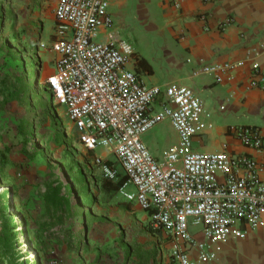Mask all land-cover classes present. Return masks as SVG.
I'll return each instance as SVG.
<instances>
[{"label":"built area","instance_id":"obj_1","mask_svg":"<svg viewBox=\"0 0 264 264\" xmlns=\"http://www.w3.org/2000/svg\"><path fill=\"white\" fill-rule=\"evenodd\" d=\"M113 23L108 0L55 1L50 49L56 59L45 82L47 90L52 102L65 109L85 150H105L115 157L127 178L118 196L145 212L153 229L177 241L172 250L175 261L194 264L185 245L198 251L199 263L207 264L216 258L213 246L231 236L243 237L244 227L255 231L262 225L264 163L248 155L195 150L203 102L188 87L145 86L126 67L133 56L128 45L112 35L107 44L97 41L99 31L111 30ZM232 24L227 19L219 28ZM233 69L230 63L205 65L195 75L214 76L220 83ZM249 87L264 92V71L251 70ZM161 99V110L152 113ZM165 121L179 143L159 162L141 138ZM231 133L242 146L264 150L258 129L235 127ZM98 163L104 179H119L115 165L102 158ZM192 227L201 229L204 242L195 239Z\"/></svg>","mask_w":264,"mask_h":264},{"label":"rangeland","instance_id":"obj_2","mask_svg":"<svg viewBox=\"0 0 264 264\" xmlns=\"http://www.w3.org/2000/svg\"><path fill=\"white\" fill-rule=\"evenodd\" d=\"M55 1L0 0V154L6 158L0 195L14 191L11 214L21 221L18 239L23 233L31 245L19 231L22 223L40 250L37 261L27 262L28 248L19 239L15 254L21 259L16 264H137L138 259L129 260V251L144 256L151 250L166 264H175V239L164 238L143 212L118 195L107 201L100 192L96 181L102 179V152L85 150L65 109L52 102L45 82L56 59L50 49ZM6 48L17 54L16 61L5 58L1 49ZM3 89L16 101L3 104ZM106 160L124 175L114 156ZM79 170L87 177V194L73 178ZM62 184L63 193L72 194V206L52 214L44 196L49 187ZM92 197L96 201L90 203ZM3 214L0 205V229Z\"/></svg>","mask_w":264,"mask_h":264},{"label":"crops","instance_id":"obj_3","mask_svg":"<svg viewBox=\"0 0 264 264\" xmlns=\"http://www.w3.org/2000/svg\"><path fill=\"white\" fill-rule=\"evenodd\" d=\"M108 2L113 28L101 29L97 41L107 44L112 35L128 45L133 56L126 67L145 86L162 90L170 85L188 87L203 102L204 114L196 123L193 140L195 150L248 155L264 163V150L242 146L231 133L235 127H253L264 138V92L249 87L251 70L264 71V0ZM227 19H232L233 24L221 30L220 24ZM242 62L244 66L239 67ZM227 63L234 69L220 83L214 76L195 75L202 66ZM163 103L162 99L156 102L152 113L161 110ZM141 140L159 162L179 143L169 121L157 125ZM100 152L107 161L109 153ZM130 205L143 212L137 205ZM243 229V237L231 236L213 246L211 251L216 258L207 264H264V220L255 231ZM159 232L164 238H171ZM191 233L198 242L205 241L200 228L192 227ZM182 248L189 251L194 264H201L195 248ZM158 264L166 261L159 256Z\"/></svg>","mask_w":264,"mask_h":264},{"label":"trees","instance_id":"obj_4","mask_svg":"<svg viewBox=\"0 0 264 264\" xmlns=\"http://www.w3.org/2000/svg\"><path fill=\"white\" fill-rule=\"evenodd\" d=\"M3 52H5V58L10 59L12 61H16L17 54L9 48H6L5 50L1 49ZM39 51H34V54L37 56ZM34 81L37 79V72L34 71L32 74ZM35 84V83H34ZM3 92V104H9L11 102L16 101V98L12 92L9 90H2ZM6 91V93H5ZM31 122V123H30ZM32 120H29L28 128H31L33 126ZM2 162L0 163V173L4 172L6 163H5V157L3 154H0ZM110 163V162H106ZM101 166V165H100ZM75 179V182L81 186V190H83L86 194L88 193L87 188V177L84 175L82 170L78 171V175L73 177ZM98 182V186L100 189V192L106 197L107 201H110L114 199L118 193L119 190L124 186V184L127 182V178L125 175L120 176L117 181H110L107 179H102ZM65 189V186L62 184L57 188H53L52 186L49 187L47 193L44 196V203L46 205V208L48 211L52 214H55L60 209H69L72 206V200L70 193H63ZM76 191L73 190V193ZM76 193H79L76 192ZM15 193L12 189H10L7 193L0 195V205L2 210L4 211L3 217H2V227L0 229V264H16L18 261H20L21 258L19 256H16V249L19 243L18 239V232H17V226L18 223L15 221V217L11 214L12 209H14L12 206L13 202L15 200ZM93 201H96L95 198L90 199V203ZM24 235L27 236L28 240L30 241L31 245L36 250L37 256L40 255V250L38 244L31 238L30 235H28L26 227L23 229ZM129 260H132L135 258L138 259L137 264H158V254L157 252H154V250L145 252L144 256L140 252L135 251H129ZM27 262L29 259L26 260ZM41 264V263H39Z\"/></svg>","mask_w":264,"mask_h":264},{"label":"bare ground","instance_id":"obj_5","mask_svg":"<svg viewBox=\"0 0 264 264\" xmlns=\"http://www.w3.org/2000/svg\"><path fill=\"white\" fill-rule=\"evenodd\" d=\"M16 222H21V221H20L19 218H17V219H16ZM20 226H21V228H20L19 231H23V225H22V223L20 224ZM20 235H21V234H20ZM19 239H22V243H26V247L28 248L27 253L30 255V256L28 257V259H29L30 261H33V260L37 261V260H36L37 255H36V253H35V250H34V249L32 248V246L28 243V241L25 242V239H26V238L23 236V233H22V235L20 236Z\"/></svg>","mask_w":264,"mask_h":264}]
</instances>
